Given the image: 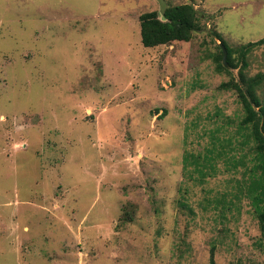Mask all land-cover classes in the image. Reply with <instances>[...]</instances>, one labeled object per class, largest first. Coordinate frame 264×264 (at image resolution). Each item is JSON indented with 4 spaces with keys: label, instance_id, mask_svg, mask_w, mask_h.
<instances>
[{
    "label": "rangeland",
    "instance_id": "374dc122",
    "mask_svg": "<svg viewBox=\"0 0 264 264\" xmlns=\"http://www.w3.org/2000/svg\"><path fill=\"white\" fill-rule=\"evenodd\" d=\"M165 1L196 8L189 41L142 45L157 0H0V264H264L220 87L264 38V0ZM244 60L264 73V42Z\"/></svg>",
    "mask_w": 264,
    "mask_h": 264
},
{
    "label": "trees",
    "instance_id": "16d2710c",
    "mask_svg": "<svg viewBox=\"0 0 264 264\" xmlns=\"http://www.w3.org/2000/svg\"><path fill=\"white\" fill-rule=\"evenodd\" d=\"M166 20L160 19V13L157 10L144 12L140 15V39L145 47H152L159 44L169 43L172 41H189L193 32L199 28L197 10L190 2L178 4H167L164 11ZM264 42V38L256 41H250L244 46L239 47V59L242 63L239 67V81L233 76L220 84L221 88H233L242 105L243 116L239 121V127L243 131L242 142H251L250 157L251 165L247 166L248 174L246 179L238 182L239 194H243L249 200L254 215L257 219L260 229V245L264 254V106L255 94V89L264 79V73L257 74L253 77H246L244 69L247 62L244 57L246 52ZM226 48V61L229 67L235 68L237 64L233 62L232 49L222 40ZM219 54L218 67L227 73H230L222 61L223 50L218 45ZM193 157L195 167L209 165L211 156L205 154ZM243 163V162H242ZM122 220L130 219V211L124 210ZM209 264H216L214 259V250L211 249Z\"/></svg>",
    "mask_w": 264,
    "mask_h": 264
},
{
    "label": "water",
    "instance_id": "95a60500",
    "mask_svg": "<svg viewBox=\"0 0 264 264\" xmlns=\"http://www.w3.org/2000/svg\"><path fill=\"white\" fill-rule=\"evenodd\" d=\"M157 1H158V5H159L160 19L161 20H166V17L164 15V11H165V9L167 7V3H166L165 0H157ZM220 46H221V48L223 50L222 61H223L224 65L226 67H228V64H227V61H226V56H227L226 48H225V46L222 43H220Z\"/></svg>",
    "mask_w": 264,
    "mask_h": 264
}]
</instances>
